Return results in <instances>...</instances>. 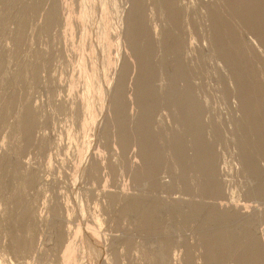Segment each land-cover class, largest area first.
Listing matches in <instances>:
<instances>
[{"label": "rangeland", "instance_id": "obj_1", "mask_svg": "<svg viewBox=\"0 0 264 264\" xmlns=\"http://www.w3.org/2000/svg\"><path fill=\"white\" fill-rule=\"evenodd\" d=\"M233 3L0 0L2 264H264V2Z\"/></svg>", "mask_w": 264, "mask_h": 264}, {"label": "bare ground", "instance_id": "obj_2", "mask_svg": "<svg viewBox=\"0 0 264 264\" xmlns=\"http://www.w3.org/2000/svg\"><path fill=\"white\" fill-rule=\"evenodd\" d=\"M165 1H166V0H165ZM168 2H169V1H168ZM173 2H174V0H173ZM228 2H230V1H228ZM231 2H232V1H231ZM231 2H230V3H231ZM233 2H234L233 4H237V9H238V7H239L240 4L243 5V6L239 7L241 10H243L242 8L245 7L244 5L248 6V4H250L251 2H253V0H246V1H245V0H233ZM237 2H238V3H237ZM261 2H262V1H261ZM263 2H264V0H263ZM166 3H167V2H166ZM169 3H170V2H169ZM258 3H259V2H258ZM171 5H172V4H171ZM253 6H255V5H253ZM133 7H135V5H133ZM133 7H132V8H133ZM172 7H173V6H172ZM232 7H233V6H232ZM260 7H261V6H260ZM127 9H128V8H127ZM170 9H171V8H170ZM213 9H214V8H213ZM171 10H172V9H171ZM176 10H177V9H176ZM234 10H235V9H234ZM245 10H246V8H245ZM255 10H256V9L254 8V11H255ZM177 11H178V10H177ZM238 11H239V10H238ZM257 11L259 12V10H257ZM173 13H174V12H173ZM244 13H245V12H244ZM255 13H256V12H255ZM175 14H176V13H175ZM238 14H239V13H238ZM241 15H242V14H241ZM249 15H251V14H249ZM176 16H177V15H176ZM256 16H257V15H256ZM261 16H262V15H261ZM242 17H243V16H242ZM259 17H260V16H259ZM214 18H216V17H214ZM245 18H246V17H245ZM257 18H258V17H257ZM217 20H219V19H216V22H215V23H217V22L219 23L220 20H219V21H217ZM213 21H214V20H213ZM243 21H244V20H243ZM246 21H247V20H246ZM249 21H250L251 23H257V24L260 25L261 27H264V23H259V19H258V20H253V21H251V18H250ZM220 22H221V21H220ZM243 23H244V22H243ZM247 23H248V21H247ZM132 24H133V23H132ZM248 24H249V23H248ZM139 25H140V24H139ZM220 25H221V23H220ZM136 26H137V25H135V27H136ZM253 26H254V25H253ZM227 27H228V26H227ZM253 29H255V27H254ZM229 30H230V28H229ZM136 31H137V30H136ZM262 31H263V30H262ZM223 32H224V31H223ZM256 33H257V32H256ZM260 33H261V32H260ZM225 34H226V33H225ZM227 34H228V33H227ZM141 36H142V35H141ZM137 37H138V36H137ZM223 37H224V36H223ZM260 37H262V36H260ZM230 38H232V37H230ZM224 39H225V38H224ZM127 40H128V39H127ZM219 40H220V39H219ZM225 41H226V40H225ZM229 42H230V41H229ZM218 44H219V43H218ZM226 44H227V43H226ZM231 46H232V45H231ZM147 47H148V46H147ZM218 49H219V48H218ZM224 50H225V49H224ZM135 51H136V50H135ZM139 51H140V50H139ZM143 51H144V50H143ZM224 52H225V51H224ZM236 56H237V55H236ZM125 73H126V72H125ZM141 74H142V73H141ZM242 76H243V75H242ZM242 78H243V77H242ZM238 82H239V81H238ZM242 82H243V81H242ZM245 83H246V82H245ZM246 84H247V83H246ZM240 85H241V84H240ZM248 86H249V85H248ZM249 88H250V87H249ZM120 89H121V88H120ZM122 89H123V88H122ZM246 89H247V88H246ZM254 89H255V88H254ZM142 91H143V90H142ZM250 91H251V90H250ZM252 91H254V90H252ZM255 92H256V91H255ZM186 93H187V92H186ZM246 93H247V92H246ZM142 94H143V93H142ZM255 95H256V94H255ZM249 96H250V95H249ZM252 96H253V97L249 98V100H247V101H245V102H247V103H251V104H253V103L256 104V103H257V97L254 96L253 94H252ZM141 99H142V98H141ZM184 103H185V102H184ZM185 104H186V103H185ZM251 104H249V105H251ZM249 105H248V106H249ZM250 107H252V106H250ZM255 107H256V106H255ZM255 107L253 106L252 108H255ZM250 109H251V108H250ZM248 110H249V109H248ZM248 110H246V111H247L246 114L248 113V114H247V117H249L248 119H249V120H252V117H254V118L256 119V120H254V121H257V124H255L256 128H255L254 131H255L258 135L263 134V133H264V120H263V122L261 121V118H260L261 116H260V114H259V113H260V112H259V109H257V107H256V108L253 109V110H250V111H248ZM144 112H145V111H144ZM145 113H146V112H145ZM145 113H144V115H142L143 117L145 116ZM142 114H143V113H142ZM261 114H262V113H261ZM245 116H246V115H245ZM189 117H190V116H189ZM254 118H253V119H254ZM192 119H193V118H192ZM248 119H247V120H248ZM187 120H188V119H187ZM249 120H248V121H249ZM189 121L191 122L190 119H189ZM252 121H253V120H252ZM250 122H251V121H250ZM142 123H144V120H143ZM190 127H191V126H190ZM193 127H194V126H193ZM24 128H26V127H24ZM144 129H145V128H144ZM142 130H143V129H142ZM142 130H141V132H143ZM136 131H138V130H136ZM136 131H135V132H136ZM122 133H124V132H122ZM122 133H120V134L123 135ZM136 133L138 134V133H140V132H136ZM139 135H140V134H139ZM139 135L136 136V137L139 138ZM146 136H147V135H146ZM146 136H145V132H144V133H143V137H144V139L140 138V139L142 140V142H144V140L146 139ZM121 137H122V136H121ZM124 137H126V135H124ZM124 137H123V138H124ZM127 137H128V136H127ZM127 137H126V138H127ZM136 137H135V138H136ZM141 137H142V134H141ZM123 138H121V139H123ZM147 138H148V136H147ZM257 138H258V137H257ZM124 139H125V138H124ZM124 139H123V140H124ZM127 139H129V138H127ZM127 141H128V140H127ZM146 141H149V140H146ZM146 141H145V142H146ZM150 141H151V140H150ZM146 143H148V142H146ZM198 143H199V142H198ZM256 143H257V142H256ZM145 145H147V144H145ZM263 145H264V144H263ZM139 146H140V145H139ZM177 146H178V145H177ZM243 147H244V146H243ZM254 147H255V146H254ZM142 148H143V147H142ZM178 148H179V147H178ZM257 148H258V147H257ZM123 149H124V148H123ZM181 149H182V148H181ZM145 150H146V149H145ZM147 150H148V149H147ZM263 150H264V149H263ZM246 151H247V150H246ZM177 152H178V151H177ZM149 153H150V151H149ZM142 154H143V155H142ZM142 154H141V155H142L146 160L149 159L150 157H152V158L156 157V156H154V155L150 156L149 154H147V153L144 152V151L142 152ZM206 155H207V154H206ZM206 155H205V156H206ZM206 157H207V158H206ZM206 157H205V158H206L205 160L202 159L203 162H201V163H202V165H201L202 167H200V169H201V168L203 169L202 171L205 173V175H206L205 177L207 178V180H206L207 182H206V181H205V182L208 184L209 189H210L211 186H213V184L211 183V181H212V180H211V174L213 173V166H212V163H211V160H210L209 155L206 156ZM143 160H144V159H143ZM146 160H144V161H146ZM202 160H201V161H202ZM149 161H150V160H149ZM155 162H156V161H155ZM195 163H196V161H195ZM199 163H200V162H199ZM201 163H200V164H201ZM147 164H148V163H147ZM149 166H150V165H149ZM199 166H200V165H199ZM150 167H151V166H150ZM149 171H150V172H149ZM142 172H143V171H142ZM148 172L151 173L150 175L152 176V172H154V171L151 170V169H149ZM148 172H147V173H148ZM204 173H203V174H204ZM150 175H149V176H150ZM141 176H142V175H141ZM141 176H140V177H141ZM151 176H150V177H151ZM153 176H154V175H153ZM151 178H152V177H151ZM147 179H148V178H147ZM146 181H147V180H146ZM204 185H205V184H204ZM206 186H207V185H206ZM208 186H207V187H208ZM209 189H208V190H209ZM212 189H213V188H211V191H212ZM209 192H210V191H209ZM173 198H174V197H173ZM178 200H179V199H178ZM178 200H174V201H178ZM237 212H238V211H237ZM238 213H239V212H238ZM231 237H232V236H227V237H221V238H218V239H219L220 241H222V240L224 241V238L227 239V240L224 241V243H225V242H228V240L230 241V240H231ZM211 238H212V237H211ZM211 240H215V238H212ZM215 241H216V240H215ZM254 242H255V241H254ZM250 243H251V242H250ZM214 244H215V243H214ZM248 248H249V251H246V253H242V254H241L242 256L247 257L248 253L251 252V251H250L251 247L248 246ZM252 249H253V248H252ZM254 249H255V248H254ZM253 251H254V250H253ZM253 251H252V252H253ZM252 252H251V253H252ZM253 253H254V252H253ZM253 253H252V254H253ZM256 259H257V258H255V261H256ZM256 262H257V261H256ZM0 264H2V263L0 262ZM255 264H256V263H255Z\"/></svg>", "mask_w": 264, "mask_h": 264}]
</instances>
